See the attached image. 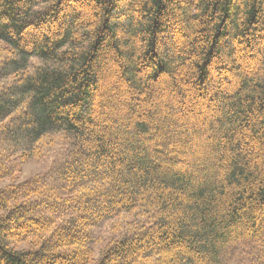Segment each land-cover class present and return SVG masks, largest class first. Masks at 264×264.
I'll use <instances>...</instances> for the list:
<instances>
[{
  "label": "trees",
  "instance_id": "16d2710c",
  "mask_svg": "<svg viewBox=\"0 0 264 264\" xmlns=\"http://www.w3.org/2000/svg\"><path fill=\"white\" fill-rule=\"evenodd\" d=\"M0 44V181L52 152L0 264H264V0H0Z\"/></svg>",
  "mask_w": 264,
  "mask_h": 264
},
{
  "label": "rangeland",
  "instance_id": "374dc122",
  "mask_svg": "<svg viewBox=\"0 0 264 264\" xmlns=\"http://www.w3.org/2000/svg\"><path fill=\"white\" fill-rule=\"evenodd\" d=\"M5 46L3 44H0V52L4 51V48ZM1 56V55H0ZM62 148H63V145H61V147H55V153H58L59 150H60V153L62 152ZM48 156L49 158H47L46 160H38V159H34V158H31V157H25L23 159H20V163H19V171H20V174H19V177L18 179L16 180H13L11 179L10 177L8 178H5L3 180L0 181V188L2 187H5V186H8L10 184H13V183H17V182H22L24 180H27L31 177H34L38 174H41L45 171L47 165H49L52 161H51V157H52V152L51 151H48ZM51 155V157H50ZM18 157H20V154H18ZM106 243V242H105ZM105 243H100L98 245V250H97V253H96V257L99 256V249H101ZM235 246H231L227 249V253H230V254H233L236 253L235 251L236 248H233Z\"/></svg>",
  "mask_w": 264,
  "mask_h": 264
},
{
  "label": "clouds",
  "instance_id": "9594fccd",
  "mask_svg": "<svg viewBox=\"0 0 264 264\" xmlns=\"http://www.w3.org/2000/svg\"><path fill=\"white\" fill-rule=\"evenodd\" d=\"M137 55H139V53H137ZM133 59H135V57H133ZM155 63H159V69L156 72L155 76L153 77V79L159 80L161 74L168 72L169 69L167 67L164 66L163 63H161L160 61H155ZM177 63H179L177 61ZM171 69H172V75L175 74V71H178L176 64L171 65ZM151 86V85H150ZM222 191L225 193V199L229 202V203H233L236 201L237 197L245 191V188L243 185H241V187H236L235 184H233L231 187H229V181L224 180L223 181V188ZM250 195V192H249ZM258 226H259V222H258Z\"/></svg>",
  "mask_w": 264,
  "mask_h": 264
}]
</instances>
